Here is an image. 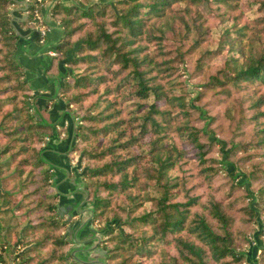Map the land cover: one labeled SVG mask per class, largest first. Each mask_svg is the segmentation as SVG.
Here are the masks:
<instances>
[{
	"label": "trees",
	"instance_id": "1",
	"mask_svg": "<svg viewBox=\"0 0 264 264\" xmlns=\"http://www.w3.org/2000/svg\"><path fill=\"white\" fill-rule=\"evenodd\" d=\"M16 1L0 0V195L26 223L22 264H76L42 154L55 127L34 115L18 58ZM23 1L18 28L49 14L61 28L48 71L65 70L70 157L94 222L112 225L108 264H264V241L249 250L264 239V0Z\"/></svg>",
	"mask_w": 264,
	"mask_h": 264
},
{
	"label": "water",
	"instance_id": "2",
	"mask_svg": "<svg viewBox=\"0 0 264 264\" xmlns=\"http://www.w3.org/2000/svg\"><path fill=\"white\" fill-rule=\"evenodd\" d=\"M15 9L12 10L14 30L22 38V31L18 28V23L27 19V15L18 17L21 12H27L29 4L27 1L17 0ZM41 36L40 31H36ZM64 73V71H63ZM60 91V89H59ZM72 121L70 136L68 139V148L65 152L62 150L57 153H62L66 156L63 165H54L47 159L48 166H50L52 173V183L54 189L59 196V203L57 207L58 216L66 219L69 225L67 230V238L70 242L71 249L69 256L76 264H108V254L104 249V241L110 232L112 225L108 224L104 229H98L94 225V204L89 202V195L85 190V181L83 179L84 173L81 172V166H74L70 164L69 155L72 152L76 142V121L72 114H70ZM58 134H54L48 143V146L57 149L61 144L57 145L56 140H59ZM48 148L44 149L42 154L48 153ZM45 158V156H44ZM62 190V191H61ZM61 191V192H60ZM62 196V197H61ZM75 221V222H74ZM16 249V248H14Z\"/></svg>",
	"mask_w": 264,
	"mask_h": 264
},
{
	"label": "crops",
	"instance_id": "3",
	"mask_svg": "<svg viewBox=\"0 0 264 264\" xmlns=\"http://www.w3.org/2000/svg\"><path fill=\"white\" fill-rule=\"evenodd\" d=\"M20 16V15H18ZM53 20V19H52ZM22 31V35L23 38L20 39L19 41V51H18V56H19V61L25 57V58H29V59H35L37 57V51L31 50V51H27V48L31 47V45H35L36 43H45L44 42H39V38H41V36L39 37V34L36 33V31H40V28H36L35 30H32V32L29 33L28 32H24L23 28H21ZM50 32V28L48 27V36ZM30 45V46H29ZM48 52H50V50L46 51L45 53H42L41 55H49ZM40 54V53H38ZM51 57V56H50ZM45 61V60H43ZM51 63V62H50ZM50 65V64H49ZM49 65H47V69H46V77L44 78L45 81L42 82L44 79H40L39 77L37 79H40L41 82L38 81L37 85L33 82V83H28L31 86L32 89V94H33V100H32V104H33V113L34 115L37 117V119L47 125H51V126H61L63 129H65V134L70 136V130H69V126L72 125V121L70 118V113L69 111H67L66 108V103L63 99L59 98V88L61 86V76L63 73L57 74L55 72H49L48 71V67ZM62 66H59V68H61ZM22 68L24 69V74L25 76L28 78L29 73H28V69L24 68L22 66ZM62 69V68H61ZM63 70V69H62ZM64 71V70H63ZM56 78L58 81V88L56 90H54V93L57 94L58 98L60 99L59 102L57 103V105H59V110L56 112L54 111L55 108V101L53 99V97H49L50 95V88L53 87L52 85V81H50V78ZM36 80V79H34ZM48 88L50 90H48ZM55 89V88H54ZM39 92V93H38ZM68 133V134H67ZM60 138V137H59ZM61 139V138H60ZM68 139L67 140H56L55 143L57 145H59V143L61 144V147H57V149L55 150V148H52L50 146H47L46 148H48L49 151L48 153L45 154V158L49 161L52 162L54 165H58L61 166L64 164L66 156L63 154V152H65L67 150V146H68ZM62 150V153H57V151ZM70 158V155L68 156ZM50 166H48L47 164V169H49ZM53 173V172H52Z\"/></svg>",
	"mask_w": 264,
	"mask_h": 264
},
{
	"label": "rangeland",
	"instance_id": "4",
	"mask_svg": "<svg viewBox=\"0 0 264 264\" xmlns=\"http://www.w3.org/2000/svg\"><path fill=\"white\" fill-rule=\"evenodd\" d=\"M244 2L245 3H247V0H244ZM16 7H12V10L13 9H15ZM22 13H24L25 14V12H21V14ZM21 14H19V15H21ZM40 17L42 18V15L40 14ZM53 18H52V15L51 14H49V17L46 19V23H47V25L46 26H44L45 27V29H46V31L48 30V27L50 28V34H49V36L46 38V40H45V43H36L35 45L33 44V45H31V47H29V48H27V51H31V50H34L35 49V51H37V57L35 58V59H29V58H25V57H23L19 62H20V64H21V66H23L24 68H26V69H28L27 71H28V73H29V76H28V78L25 76V74H24V79H25V81H27L28 83L30 82V83H35L36 85H37V83H38V81L39 82H41L40 81V79L42 80V79H44L45 77H46V69H47V65H49L50 64V62H51V59L52 58H54V57H56L57 56V54L53 57V56H51L50 54H49V52H48V54L49 55H41L42 53H45L46 51H48V50H50V52L52 51V52H54L55 53V49H56V45H57V42L59 41V39H60V37H61V28H60V25L58 24V22L55 20L54 21V19L52 20ZM42 27V26H41ZM30 29H27V28H23V31L24 32H28ZM33 30H35V29H33ZM30 46V45H29ZM38 53H40V54H38ZM51 56V57H50ZM18 58H19V56H18ZM43 60H45V61H43ZM64 63H61V64H59V66H61V65H63ZM59 66H58V68H59ZM65 71V70H64ZM51 72H55V73H57V70L56 69H54L53 71H51ZM40 78V79H37V78ZM34 79H36V80H34ZM45 81V79L42 81V82H44ZM50 81H52V85H53V87H51L50 89L48 88V90H50L51 92H50V96L49 97H53V99H54V101H55V108H54V111H58L59 110V105H57V103L59 102V98H58V96H57V94H55L54 93V90H56L57 88H58V81H57V79L56 78H50ZM55 88V89H54ZM39 93V92H38ZM32 96H33V94H32ZM58 113V112H57ZM37 118V117H36ZM38 120V119H37ZM55 128H53V132H54V134L56 133V134H58L60 131H61V139L59 138V140L60 141H62V140H67V139H69V136L68 135H66L65 134V129H63L61 126H58V125H56V126H54ZM61 129V130H60ZM71 129V125L69 126V130ZM60 130V131H59ZM57 131H58V133H57ZM68 134V133H67ZM59 134L57 135V136H60ZM51 138V137H50ZM50 138H48V142L46 143V145L44 146V149H46V147L48 146V143H49V140H50ZM61 143V142H60ZM59 143V144H60ZM43 149V150H44ZM43 152V151H42ZM46 154V153H45ZM45 154H44V156H45ZM74 154V153H73ZM46 157V156H45ZM45 160H46V158H45ZM69 162H70V164H74V166H79L80 165V157H79V155H77V154H74L73 156H71L70 158H69ZM81 172H82V169H81ZM83 179H84V181H85V187H86V180H85V177L83 176ZM54 186V185H53ZM86 190V189H85ZM62 191V190H61ZM60 191V192H61ZM87 192V191H86ZM56 194H57V192H56ZM62 197V196H61ZM90 199V198H89ZM88 199V200H89ZM62 220L64 221V222H66V219H63L62 218ZM75 222V221H74ZM94 225H95V227L96 228H98V229H103L102 228V226L98 223V222H94ZM68 227H69V225H68ZM259 233H260V231L255 235V242L252 244V246H253V248H251V249H249L250 251H251V256L254 258V256L255 255H257V252L258 253H260V249L262 248V243H263V241H264V239H262V238H260V236H259ZM107 239V237L105 238V240ZM261 242V244H260V242ZM259 244H258V243ZM257 244V245H256ZM250 251H249V256H250ZM73 262H74V260H73Z\"/></svg>",
	"mask_w": 264,
	"mask_h": 264
},
{
	"label": "flooded vegetation",
	"instance_id": "5",
	"mask_svg": "<svg viewBox=\"0 0 264 264\" xmlns=\"http://www.w3.org/2000/svg\"><path fill=\"white\" fill-rule=\"evenodd\" d=\"M25 226L17 223L0 195V264H22L19 256L26 251L21 246Z\"/></svg>",
	"mask_w": 264,
	"mask_h": 264
},
{
	"label": "built area",
	"instance_id": "6",
	"mask_svg": "<svg viewBox=\"0 0 264 264\" xmlns=\"http://www.w3.org/2000/svg\"><path fill=\"white\" fill-rule=\"evenodd\" d=\"M39 2H42L41 0H39ZM36 17L39 19V20H41L42 18L40 17V15H39V13L38 12H36ZM40 28V32H41V37L43 38L42 39V42H44L45 40H44V38L46 37V36H48V30L46 31V29H45V27L44 26H42V27H39ZM49 54L51 55V56H55L56 55V53H54V52H49Z\"/></svg>",
	"mask_w": 264,
	"mask_h": 264
}]
</instances>
